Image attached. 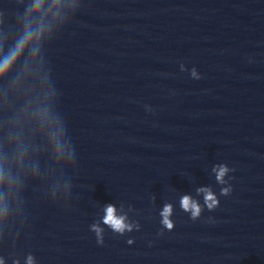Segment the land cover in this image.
Segmentation results:
<instances>
[{
	"label": "clouds",
	"instance_id": "clouds-1",
	"mask_svg": "<svg viewBox=\"0 0 264 264\" xmlns=\"http://www.w3.org/2000/svg\"><path fill=\"white\" fill-rule=\"evenodd\" d=\"M32 7L34 10H38L41 7V0H35V3ZM31 36H32V32L30 30L25 32L24 39L20 41L18 48H17V52L22 50V48L28 42V40L31 38ZM14 57H15V54H13L12 57L7 58L3 62V64H0V73L7 70L10 63L14 59ZM216 171H217V179L222 181V178L224 177L225 173L227 172V168L221 166ZM3 178H4L3 170L0 169V180H3ZM227 191L228 190L225 189V192H227ZM205 199H206V202H207L209 209H211L217 203L215 197L213 196V194L211 192L206 193ZM182 207L185 211L191 212V219L192 220H196L200 216V212H201L200 207L198 206L197 203L190 201V199L188 197L183 198ZM170 213H171V207L166 206L164 208L162 215H163V223L169 230H171L173 228V223L169 220ZM105 223L109 224L114 230H116L118 232H123L126 228L130 229V225L125 224L124 217H118L116 215L115 208L111 205H109L106 209ZM97 232H99V229H97ZM129 243H131V241H129ZM0 264H2V262H0ZM28 264H32V258L31 257H29Z\"/></svg>",
	"mask_w": 264,
	"mask_h": 264
}]
</instances>
